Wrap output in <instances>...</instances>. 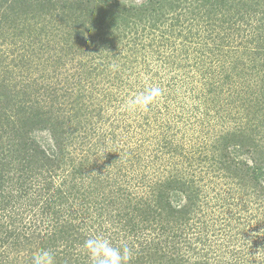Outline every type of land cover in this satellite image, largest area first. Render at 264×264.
<instances>
[{
    "label": "trees",
    "instance_id": "obj_1",
    "mask_svg": "<svg viewBox=\"0 0 264 264\" xmlns=\"http://www.w3.org/2000/svg\"><path fill=\"white\" fill-rule=\"evenodd\" d=\"M0 264H264V0H0Z\"/></svg>",
    "mask_w": 264,
    "mask_h": 264
},
{
    "label": "rangeland",
    "instance_id": "obj_2",
    "mask_svg": "<svg viewBox=\"0 0 264 264\" xmlns=\"http://www.w3.org/2000/svg\"><path fill=\"white\" fill-rule=\"evenodd\" d=\"M117 1H119L120 3H125L126 5H129V6H139V5L143 4L144 2H146L147 0H117ZM182 8H183V3H181V5H179V7L175 8L174 11L173 10H170V11L167 10V13L169 12V15L166 17H169V18L177 17V18H181V19L185 20L186 17L184 16L185 14H184V10ZM168 22L169 21H167V23ZM164 24H166V22ZM162 28L164 29V25L159 26L160 31ZM175 43L177 45H181V46L183 45V43L179 42V40H176ZM203 45H205V46H207V48H209V47H214L215 43H214V41L210 40V41L204 43ZM184 46L188 47V51H193V49H195L197 47V45H184ZM198 48H200V47H198ZM202 48H206V47H202ZM181 50H184V49H181ZM204 51H206V50H204ZM180 53H181L180 51H177V54H180ZM164 54H166V53H164ZM178 57H179L178 61L182 65L180 75L178 76V78L176 79L175 82H172V84L169 87L167 86L163 90L166 92V94H169L168 96L170 98L175 99V100H172L171 102L169 101V104H172V108H176L177 112H179V113L182 112V115L184 116V118H182L181 120H178L177 122L172 121V123H169V125H168V126H170L171 130L175 131V133L177 135V139H176L177 143L178 144H184L186 142V139H189V138L195 139L196 137H201V135H205L204 132L202 133L203 130L200 128L201 125H199L197 122H193L192 118H190V119L187 118V116H189V115L186 112L189 108V105L192 107L193 102L195 105V98H194L193 93L196 92V94L203 95L205 98H207L205 100L207 102L206 108L204 106H200V108H199L200 111L205 110V109H210L209 102L214 104V102H212V101L217 97L215 94H212V92L214 90L213 88L219 87L220 85H211V83L216 82V80H213V78L211 76H209L208 74H205L206 78L204 80L202 73H206V72L199 73L197 76L193 77L194 74L196 75V66L194 64V62L196 63V61L195 60L193 61V58L190 61V59H188L187 56H184V57L178 56ZM206 62H208V61H206ZM95 63H98V62L95 61ZM123 63H124L123 60H121L119 62V64L115 65V67L118 65H121ZM203 63H205V60H203ZM206 64H208V63H206ZM159 65L160 66L162 65V70H161L162 75L163 76L165 75V77H167V80H168V78L174 76V72L171 69H174L175 65H173V66L168 65L167 67H165V66H163V64H161V62H159ZM207 66H210V65H207ZM215 66L216 65H214L212 67V69H214ZM16 70H18V69H16ZM217 70L222 71L218 68H217ZM73 72H74V70H73ZM224 72L220 73L218 80L222 79V76H224ZM74 73L76 74L77 72L75 71ZM61 74L65 75V73L61 72V73H59V78H62ZM202 77H203V79H202ZM139 78L140 79L142 78L143 80H145L148 78V76L141 74V75H139ZM186 86H188L189 89ZM209 89L211 90V94L208 91ZM227 94L228 93L225 92V94H223L224 95L223 98L225 97L226 99H228ZM157 100L160 103H161V101L162 102L164 101V99H157ZM178 101H179L180 105H179ZM184 103L186 104L185 106H184ZM110 110H109V112H111ZM220 111L221 110H219V112L217 111L215 116L219 115ZM214 114H215V111H214ZM109 116L112 117V114L110 113ZM167 117L170 118L169 115ZM106 122H107L106 125H108V126H109V124H111V120H108ZM108 126H106L104 128H107ZM108 141H107L108 145L106 144L107 147H105V148L102 147L100 149V152H99L100 156L102 155L103 157H105L106 152H108L110 150L109 145L111 144V142H110V140H108ZM187 143L184 144L185 148L188 147L189 145H192V144H194L195 146H196V144L197 145L199 144L198 141H196V140H193V142L189 143L188 145H187ZM171 158H172V156H171ZM91 159L93 160L94 156L91 157ZM131 169H127L126 172L129 173L131 171ZM138 170H140V169H138ZM144 173L150 175V172H148V171L147 172L145 171ZM159 176L160 175H157V178H160ZM130 182H132V181H130Z\"/></svg>",
    "mask_w": 264,
    "mask_h": 264
}]
</instances>
